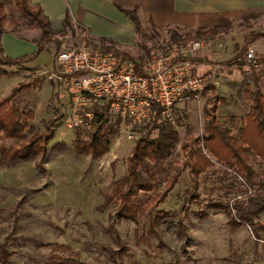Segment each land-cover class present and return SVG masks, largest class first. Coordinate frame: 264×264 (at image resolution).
Segmentation results:
<instances>
[{"label": "rangeland", "instance_id": "obj_1", "mask_svg": "<svg viewBox=\"0 0 264 264\" xmlns=\"http://www.w3.org/2000/svg\"><path fill=\"white\" fill-rule=\"evenodd\" d=\"M5 1V33L33 40L15 49L6 38L2 44L5 55L31 56L37 51L39 30L16 11L13 0ZM253 30L264 32V25L232 26L226 34L200 41L203 47L196 53L192 72L207 79V93L175 108L173 125L178 144L165 163L150 169L152 178L148 184L152 191L139 193L135 199V205L145 212L133 221L117 218V189L136 141L156 136L151 125L136 128L110 117V125L119 122V131L108 152L102 156L77 154L75 138L86 140L89 131L85 115L101 105L87 103L77 126L73 125L67 94L61 84L51 79L55 46L50 44L34 54L24 66L0 65V99L21 82L37 77L41 80L40 88L15 100L20 110L34 113L27 137L43 131L50 120H55L53 137L43 158L0 168V248L10 255L9 263L44 264L53 246L61 245L77 254L81 264H264V229L254 233L245 220H229L222 211L210 208H230L233 216L239 210L250 209L248 200L264 195V164L251 159L250 178L215 164L194 180L188 168L189 154L181 148L189 142L190 151L196 149L195 140L204 134L205 111L213 106L217 121L237 137L250 107L244 98L245 89H253L256 84L264 97V42L247 47L246 53L252 52L256 60L255 68L246 56L239 58L238 65L224 62L239 52ZM144 31L125 49L138 62L172 45L170 30ZM186 34L193 33L180 35ZM83 35L74 28L54 38L61 42L62 50L79 43ZM174 173H178L177 184L167 198L146 207L148 199L161 193ZM251 211V221L264 224V210Z\"/></svg>", "mask_w": 264, "mask_h": 264}, {"label": "trees", "instance_id": "obj_2", "mask_svg": "<svg viewBox=\"0 0 264 264\" xmlns=\"http://www.w3.org/2000/svg\"><path fill=\"white\" fill-rule=\"evenodd\" d=\"M6 1L0 0V65L4 66H24V64L50 44L55 46L56 52L61 46V42L54 36L66 30L74 31L73 26L66 16L63 21V29L55 32L50 27L48 19L43 15L39 6H30L28 0H14V8L23 17L39 30L40 38L35 41L36 53L31 56H21L9 58L5 55L2 46V37L8 23L5 12ZM132 21L135 32L141 30L135 9H122ZM229 27L212 28L209 30L198 29L192 35H180L178 29L169 31V43L179 46H186L194 41L210 40L214 37L226 33ZM93 41V39H91ZM264 40V32H252L248 35L245 45L231 59L224 61L226 64H239V58L244 57L247 47L250 44ZM101 49L113 51L118 57L127 56L134 60L127 52L120 50L115 43L105 40H97ZM6 74V73H3ZM2 74V75H3ZM41 87V80L33 78L27 82L19 83L11 90L9 95L0 99V168L11 165L18 161L31 159H41L46 155L47 143L53 137L55 120H50L43 131L33 132L27 137V131H32L30 122L34 120L32 111L20 110L15 100L25 92ZM205 89L203 96L207 93ZM212 96V94L210 95ZM244 98L249 102L248 113L243 117L241 127L238 129L237 137L232 131L222 126L216 119V107L205 111L206 120L204 124V134L195 140L196 149L190 151L189 142L182 145L184 152L189 154V171L194 180L207 169L219 164L227 169L235 171L243 177L250 178L253 170L250 167V160H258L264 164V97L255 84L254 88L247 87L244 91ZM109 106L107 104L92 111V125L87 133V139L83 140L79 136L75 138L73 147L77 154L90 153L94 156H102L108 152L111 140L118 134L119 122L109 124ZM175 110V109H174ZM152 130H155L154 138H140L134 144L130 156L127 158V169L125 176L121 179L117 189L118 207L116 216L118 219L133 221L139 213L145 212L144 208L135 205L134 201L139 193H149L152 191L148 180L152 178L150 169L165 163L172 155L178 144V132L173 124L159 121L156 115L151 123ZM146 126V125H145ZM4 142H12L5 145ZM41 170V166L38 165ZM178 173L171 175L161 193L148 199L146 207L151 208L162 203L177 184ZM250 209L238 211L235 216L232 210L225 207H210L222 211L229 220L246 221L251 231L256 233L264 229V224L253 223L249 216L252 208L264 210V195H257L249 200ZM145 207V208H146ZM209 208V209H210ZM9 254L4 248H0V264H10ZM44 264H81L78 255L72 253L69 248L61 245H54L53 250Z\"/></svg>", "mask_w": 264, "mask_h": 264}, {"label": "built area", "instance_id": "obj_3", "mask_svg": "<svg viewBox=\"0 0 264 264\" xmlns=\"http://www.w3.org/2000/svg\"><path fill=\"white\" fill-rule=\"evenodd\" d=\"M202 47L200 41L172 44L165 52L138 62L101 49L98 41L84 34L76 45L55 53L51 79L63 86L75 126L90 101L107 104L109 118L127 121L132 127H143L156 115L159 121L174 124V109L206 89L207 79L192 72ZM245 56L255 68L252 52ZM85 116L89 130L93 114Z\"/></svg>", "mask_w": 264, "mask_h": 264}, {"label": "crops", "instance_id": "obj_4", "mask_svg": "<svg viewBox=\"0 0 264 264\" xmlns=\"http://www.w3.org/2000/svg\"><path fill=\"white\" fill-rule=\"evenodd\" d=\"M28 3L41 8L53 31L60 32L63 29V21L67 16L73 28L90 39L115 43L127 53L125 49L134 43L138 33L129 17L117 7L135 9L140 31L144 29V32L151 29H178V34H192L198 29L264 25V0H28ZM252 32L259 31L249 32L246 39ZM6 35L2 37V44L5 45L8 38L15 49L33 41L14 33ZM257 42L264 40L252 44ZM14 54L18 55V52Z\"/></svg>", "mask_w": 264, "mask_h": 264}]
</instances>
